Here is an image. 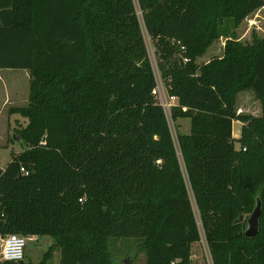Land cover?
<instances>
[{
    "label": "trees",
    "instance_id": "16d2710c",
    "mask_svg": "<svg viewBox=\"0 0 264 264\" xmlns=\"http://www.w3.org/2000/svg\"><path fill=\"white\" fill-rule=\"evenodd\" d=\"M262 8L264 0H0V69L31 78L28 104L12 110L27 119L19 135L28 149L0 171V239L51 236L39 264L57 249L60 264H112V237L143 241L147 264H194L204 237L213 264H264V117L237 116L234 106L240 91L264 103V40L228 41L223 59L196 63L224 20L238 27ZM144 29L178 99L173 121L191 120L178 135L183 166L152 94ZM239 119L246 126L235 139ZM258 198L259 234L249 238L245 216Z\"/></svg>",
    "mask_w": 264,
    "mask_h": 264
},
{
    "label": "rangeland",
    "instance_id": "374dc122",
    "mask_svg": "<svg viewBox=\"0 0 264 264\" xmlns=\"http://www.w3.org/2000/svg\"><path fill=\"white\" fill-rule=\"evenodd\" d=\"M138 15L142 20V13L139 9ZM144 34L155 73L160 78L157 66V61L159 60L158 54H156L153 42L145 29ZM255 40H264V8L251 14L238 27H235L232 20H224L221 25V33L196 58V63L199 65L206 64L213 57L223 59L226 54V44L228 41L251 45ZM0 81V169H5L13 155H17V153H22L28 149V146L19 135L21 129L27 126V119L19 114H12V110L28 104L31 78L29 71L25 69H3L0 70ZM234 106L237 116L244 118L264 117V103L257 100L252 91L237 92ZM168 120L181 160L178 135H187L191 132V120L189 118H178L176 121H173L171 115H169ZM244 126H246V123L242 119L234 121V134L241 137ZM16 134L20 137L19 141L14 140ZM236 147L239 148L240 144L236 143ZM181 163L183 166L182 160ZM183 170L185 172L184 167ZM250 215H246L245 217L248 218ZM53 244L54 239L51 236H38L32 240L27 239L23 264L41 263L46 258V254L50 252V247ZM192 249L194 264H213L208 245L205 246L202 242H199L195 243ZM107 250L112 264H147V253L144 242L141 240L112 237L109 240ZM60 259L61 250L57 249L53 251L50 259L47 260V264H60ZM5 264L19 263L10 262Z\"/></svg>",
    "mask_w": 264,
    "mask_h": 264
},
{
    "label": "built area",
    "instance_id": "2783aa9c",
    "mask_svg": "<svg viewBox=\"0 0 264 264\" xmlns=\"http://www.w3.org/2000/svg\"><path fill=\"white\" fill-rule=\"evenodd\" d=\"M185 51V47H181ZM184 63H188L190 58L182 55ZM156 74V73H155ZM161 78V77H160ZM157 77L156 87L152 90L157 103L162 106L167 117L171 115L172 108L178 105V99L168 93V89L163 80ZM21 172L28 176L29 172L25 168H21ZM28 237L18 234H10L0 239V264L10 262H23L25 257V247Z\"/></svg>",
    "mask_w": 264,
    "mask_h": 264
},
{
    "label": "water",
    "instance_id": "95a60500",
    "mask_svg": "<svg viewBox=\"0 0 264 264\" xmlns=\"http://www.w3.org/2000/svg\"><path fill=\"white\" fill-rule=\"evenodd\" d=\"M14 140L19 141L20 137L16 134L14 137ZM262 201L260 198L257 199V203L256 206L252 212V214L250 215V217L247 220V226H246V230L244 232L246 237L249 238H254L257 237L259 234V228H260V217L262 214ZM240 220L243 221L244 220V216L240 217ZM19 264H23V262H19Z\"/></svg>",
    "mask_w": 264,
    "mask_h": 264
},
{
    "label": "crops",
    "instance_id": "0c3cea01",
    "mask_svg": "<svg viewBox=\"0 0 264 264\" xmlns=\"http://www.w3.org/2000/svg\"><path fill=\"white\" fill-rule=\"evenodd\" d=\"M0 70H3V69H0ZM1 82V81H0ZM233 137L235 138V139H239L240 137L239 136H237L236 134H234V132H233ZM18 154V153H17ZM11 160H12V158H11ZM4 169H0V171H3ZM38 236H33V237H28V239H30V240H32V239H35V238H37ZM201 242H202V244L203 245H208L207 244V242H206V240H205V238L203 237L202 238V240H201ZM199 243V242H198ZM197 244V243H196ZM193 246H194V244H193ZM192 251H193V249H192ZM193 257V256H192ZM61 260V259H60ZM193 260V259H192ZM194 261V260H193ZM24 263V262H23Z\"/></svg>",
    "mask_w": 264,
    "mask_h": 264
}]
</instances>
